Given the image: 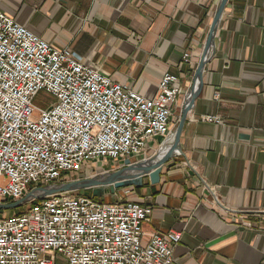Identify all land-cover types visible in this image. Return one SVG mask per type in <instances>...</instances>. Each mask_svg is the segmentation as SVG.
<instances>
[{
	"label": "crops",
	"instance_id": "0c3cea01",
	"mask_svg": "<svg viewBox=\"0 0 264 264\" xmlns=\"http://www.w3.org/2000/svg\"><path fill=\"white\" fill-rule=\"evenodd\" d=\"M0 10L146 98L176 77L171 134L147 159L179 130L177 146L158 184L128 188L151 208L141 243L175 231L172 264H264V0H0Z\"/></svg>",
	"mask_w": 264,
	"mask_h": 264
},
{
	"label": "built area",
	"instance_id": "2783aa9c",
	"mask_svg": "<svg viewBox=\"0 0 264 264\" xmlns=\"http://www.w3.org/2000/svg\"><path fill=\"white\" fill-rule=\"evenodd\" d=\"M39 92L55 103L37 108ZM181 95L178 79L165 74L146 98L0 10V204L116 171L125 160H147L150 145L171 134ZM119 191L112 202L81 191L51 194L0 217V264H172L182 234L152 235L142 244L151 208L129 201L128 188Z\"/></svg>",
	"mask_w": 264,
	"mask_h": 264
},
{
	"label": "water",
	"instance_id": "95a60500",
	"mask_svg": "<svg viewBox=\"0 0 264 264\" xmlns=\"http://www.w3.org/2000/svg\"><path fill=\"white\" fill-rule=\"evenodd\" d=\"M216 18L214 24L211 27L207 47L204 53L203 60L198 69V79L201 71L208 61L209 50L213 45V35L216 28ZM193 95H190V101H192ZM179 130L176 134L175 144L173 148L165 150V147L161 148L160 153L150 157L147 160H141L138 162H131L130 160L124 161V167L112 171L106 174H100L93 177L76 180L71 183H65L60 185H50L42 188H37L30 191L22 200L9 203L0 204V211L16 210L32 201L42 199L45 196L62 193V192H75L85 191L90 192L93 198H100L106 195H114L117 191L125 188H139L142 186L143 178L147 177L151 185L159 183L160 173L162 166L166 164L177 146ZM167 142V140H166Z\"/></svg>",
	"mask_w": 264,
	"mask_h": 264
},
{
	"label": "rangeland",
	"instance_id": "374dc122",
	"mask_svg": "<svg viewBox=\"0 0 264 264\" xmlns=\"http://www.w3.org/2000/svg\"><path fill=\"white\" fill-rule=\"evenodd\" d=\"M55 103V99L53 97H51L50 95L44 93V92H39L37 94V96L35 97V100H34V104L37 108H40V109H46L48 107H50L51 105H53ZM152 145H150V148H151ZM148 157V156H147ZM110 163H112L111 165L113 164H116L115 161H109ZM90 194V192L88 193ZM98 200H102V201H106V202H112L114 200V195H106V196H103V197H100L98 198ZM28 207V204L22 206V207H19L18 209L16 210H5L3 212H0V217H7L13 213H21L23 211H25Z\"/></svg>",
	"mask_w": 264,
	"mask_h": 264
},
{
	"label": "trees",
	"instance_id": "16d2710c",
	"mask_svg": "<svg viewBox=\"0 0 264 264\" xmlns=\"http://www.w3.org/2000/svg\"><path fill=\"white\" fill-rule=\"evenodd\" d=\"M82 193H85V194H88L89 192H85V191H81ZM0 212H3V211H0Z\"/></svg>",
	"mask_w": 264,
	"mask_h": 264
}]
</instances>
